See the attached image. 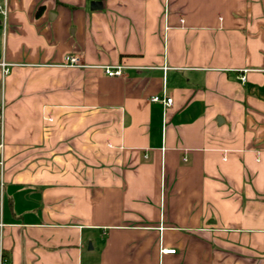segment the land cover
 Masks as SVG:
<instances>
[{
  "label": "crops",
  "instance_id": "obj_1",
  "mask_svg": "<svg viewBox=\"0 0 264 264\" xmlns=\"http://www.w3.org/2000/svg\"><path fill=\"white\" fill-rule=\"evenodd\" d=\"M0 144L7 264H264V0H5Z\"/></svg>",
  "mask_w": 264,
  "mask_h": 264
},
{
  "label": "built area",
  "instance_id": "obj_2",
  "mask_svg": "<svg viewBox=\"0 0 264 264\" xmlns=\"http://www.w3.org/2000/svg\"><path fill=\"white\" fill-rule=\"evenodd\" d=\"M0 16L2 19L5 17V0L0 5ZM65 65L69 67H77L78 60L77 58L73 56H68L65 58ZM2 72L5 74L7 72V68L5 64H1ZM104 75L107 77H118L121 76L122 73V67L121 66H102ZM240 81H244V76H240ZM149 101L152 103H159L163 107L170 106L171 105V98L165 94V90H162L160 95H153L149 97ZM2 145L0 144V169L2 168ZM164 253H173L174 250H163ZM0 264H7L5 257L0 252Z\"/></svg>",
  "mask_w": 264,
  "mask_h": 264
},
{
  "label": "water",
  "instance_id": "obj_3",
  "mask_svg": "<svg viewBox=\"0 0 264 264\" xmlns=\"http://www.w3.org/2000/svg\"><path fill=\"white\" fill-rule=\"evenodd\" d=\"M95 8H99V5L97 4V2H91L90 9H95Z\"/></svg>",
  "mask_w": 264,
  "mask_h": 264
}]
</instances>
